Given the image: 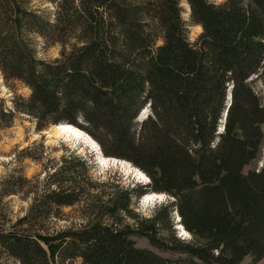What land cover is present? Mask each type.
<instances>
[{
	"label": "trees",
	"instance_id": "trees-1",
	"mask_svg": "<svg viewBox=\"0 0 264 264\" xmlns=\"http://www.w3.org/2000/svg\"><path fill=\"white\" fill-rule=\"evenodd\" d=\"M40 1L0 0V70L31 91L14 109L0 100V131L18 113L38 131L75 126L151 186L96 180L70 146L43 178L12 172L0 190V264L262 261L264 166L242 171L264 139V0ZM191 26L201 29L193 40ZM39 40L60 44V57H41ZM148 188L176 204L134 232L121 214ZM11 196L32 197L23 216L13 217ZM64 208L76 219L62 220ZM174 210L189 240L158 229ZM134 233L158 252L136 248Z\"/></svg>",
	"mask_w": 264,
	"mask_h": 264
},
{
	"label": "rangeland",
	"instance_id": "rangeland-1",
	"mask_svg": "<svg viewBox=\"0 0 264 264\" xmlns=\"http://www.w3.org/2000/svg\"><path fill=\"white\" fill-rule=\"evenodd\" d=\"M211 1L221 3L223 0ZM34 2L38 5L42 4L40 0H34ZM43 5V8L49 7L52 9L50 4ZM183 6L186 10L184 17L187 19L188 6L186 4H183ZM200 31L201 29L199 27H190V36L192 40L200 33ZM44 47H46L45 43L39 40L38 48L41 57L47 60H54L60 57V51L62 50V46L60 44L52 45L48 48ZM30 94V89L25 87L22 83L15 81L6 83L0 70V100H4L8 108L14 109V100L16 98L27 100L30 97ZM37 124V121L31 119L29 116L18 113L12 127L0 131V190L3 180L14 171L22 172L28 179H33L34 177L43 178L46 171H48L50 167H54L60 163L63 156L67 154L69 146L71 147V150L75 149L77 154L86 156L88 159L92 160L93 164L91 174L94 179L107 181L118 178L120 180L119 183L116 184H120L121 188L130 190L134 188L136 189L138 186H143L140 184V181L122 171L119 166H100L96 153L91 152L92 150L87 144L77 140H69V138L54 136L53 133L55 128L53 127L56 125H50L48 128L38 131ZM262 130L264 132V126L262 127ZM41 146H44V149H42ZM26 148H28L29 151L27 153H22ZM263 166L264 139L258 155L244 167L242 173L247 175L250 172L259 171ZM148 186L150 187L151 184L149 183ZM148 190V192H150V188H148ZM165 195L166 196L162 201H156L149 204H143L141 203V199L139 200L134 198L131 213L121 214L122 224L124 226H130L134 232H137L138 229H143L144 226L149 223V220L155 217L161 207L176 204L175 197L170 194ZM31 199L32 197L25 199L19 196H11L6 198L4 202L8 204V208L12 212L13 217L17 218L25 214ZM175 208L176 206H174L173 209ZM62 211L64 213L62 220L76 219L78 213L77 208H64ZM171 217L172 219L169 223H164L162 225L158 224L160 232L165 235H171L173 232L178 238L189 240L191 235L185 236L180 231V226L177 224L179 217L176 210L172 212ZM62 220L60 221L59 226L67 224ZM130 239L134 242L136 248L152 249L158 252V250H156V248L150 244L149 240L145 236L141 235V233L132 234ZM163 256H168V254H163ZM252 263L253 259L248 257L241 264ZM10 264L16 263L10 262ZM73 264H80V262L77 261ZM258 264H264V259Z\"/></svg>",
	"mask_w": 264,
	"mask_h": 264
},
{
	"label": "bare ground",
	"instance_id": "bare-ground-1",
	"mask_svg": "<svg viewBox=\"0 0 264 264\" xmlns=\"http://www.w3.org/2000/svg\"><path fill=\"white\" fill-rule=\"evenodd\" d=\"M53 128H55L53 133L54 136L69 138V140H77L87 144L91 148V152L96 153V157L100 166H119L122 171L127 173V175H131L136 180L142 183L144 182V184L150 182L148 176L142 170L133 166L130 162L125 160H119L116 158L106 157L97 142L85 131L68 124L56 125ZM165 196V194L161 193H149L141 198V203L149 204L156 201H162ZM178 220V223H180V217L178 218ZM180 224L179 226L182 234L185 236H190L189 233L186 232Z\"/></svg>",
	"mask_w": 264,
	"mask_h": 264
}]
</instances>
